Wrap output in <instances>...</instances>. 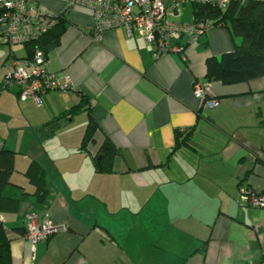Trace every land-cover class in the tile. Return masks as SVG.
Here are the masks:
<instances>
[{
	"label": "crops",
	"instance_id": "1",
	"mask_svg": "<svg viewBox=\"0 0 264 264\" xmlns=\"http://www.w3.org/2000/svg\"><path fill=\"white\" fill-rule=\"evenodd\" d=\"M36 1L66 24L48 67L70 86L42 94L40 104L20 101L18 86L2 81L9 58L31 50L0 34V150L16 152L3 192L20 199L17 212L2 214L13 264H264V208L242 199L247 189L264 192V75L206 78V60L234 48L231 30L213 25L191 44L176 35L184 55L155 56L123 27L97 38L85 7ZM195 10L186 4L183 19ZM196 81L209 84L216 107L201 106ZM82 97L85 109L71 114ZM106 141L118 152L111 171L99 172ZM32 160L47 173L42 202L25 175ZM30 213L60 229L32 245L17 230Z\"/></svg>",
	"mask_w": 264,
	"mask_h": 264
},
{
	"label": "built area",
	"instance_id": "2",
	"mask_svg": "<svg viewBox=\"0 0 264 264\" xmlns=\"http://www.w3.org/2000/svg\"><path fill=\"white\" fill-rule=\"evenodd\" d=\"M233 0H67L65 11L85 7L91 11L93 30L97 38L107 29L123 27L129 36L138 35L154 46L155 56L176 51L184 55V45L174 41L175 36H185L189 44L197 42L211 26L209 18L184 20L186 4L202 3L225 9ZM244 1V0H242ZM59 15L43 12L36 0H0L1 40L10 45L35 43L58 22ZM49 52L36 47L26 57L12 56L2 85L4 89L18 86L20 101L33 99L42 102V94L59 89L67 91L70 79L61 81L60 75L49 69ZM194 93L202 107L214 108L219 104L209 84L196 81ZM242 199L250 206L264 208V192L255 189L242 191ZM5 218L0 214V223ZM24 239L32 245L47 240L60 227L51 218L41 220L37 213L26 219Z\"/></svg>",
	"mask_w": 264,
	"mask_h": 264
},
{
	"label": "trees",
	"instance_id": "3",
	"mask_svg": "<svg viewBox=\"0 0 264 264\" xmlns=\"http://www.w3.org/2000/svg\"><path fill=\"white\" fill-rule=\"evenodd\" d=\"M194 19L209 18L213 25L227 26L234 39V48L219 57L211 56L206 60L207 81H221L225 84L249 81L264 75V1L263 0H233L227 8L195 4ZM66 24L61 16L50 31L35 43L26 44L30 47V55L36 47L49 52L59 44L60 37ZM86 98L82 97L80 103L70 109L74 114L85 109ZM95 125L90 121L84 140V148L92 140ZM118 150L109 141L101 147L97 156L96 166L99 172H109L112 159ZM16 152L0 150V214L17 212L20 199L4 195V188L11 183L10 177L14 171ZM25 175L34 185V194L39 202L48 195L47 173L40 164L32 160L29 162ZM263 192V191H261ZM247 203V202H246ZM248 204V203H247ZM249 205V204H248ZM250 206V205H249ZM22 233L23 229L17 228ZM11 233L4 223H0V264H13L11 254Z\"/></svg>",
	"mask_w": 264,
	"mask_h": 264
},
{
	"label": "rangeland",
	"instance_id": "4",
	"mask_svg": "<svg viewBox=\"0 0 264 264\" xmlns=\"http://www.w3.org/2000/svg\"><path fill=\"white\" fill-rule=\"evenodd\" d=\"M23 54V51L17 52V56H21Z\"/></svg>",
	"mask_w": 264,
	"mask_h": 264
}]
</instances>
